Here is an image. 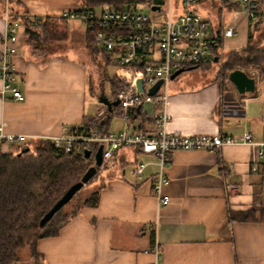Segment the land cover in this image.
Segmentation results:
<instances>
[{
  "label": "crops",
  "instance_id": "crops-1",
  "mask_svg": "<svg viewBox=\"0 0 264 264\" xmlns=\"http://www.w3.org/2000/svg\"><path fill=\"white\" fill-rule=\"evenodd\" d=\"M229 2L222 11L241 8L239 0ZM81 5L82 0H0V32L6 28V13L21 21L12 61L17 88L25 95L17 101L10 91L0 93V124L4 123L6 133L26 136L23 143H2L1 153L14 152L41 138L78 132L90 118L101 125L108 118L105 131L126 127L118 112L107 114L105 106L98 103L94 108L93 100L87 99L86 62L67 54L47 55L27 41L23 17H58ZM223 17L222 12V21ZM67 24L63 41L76 37L83 40L87 51L105 54L95 46L87 47L86 27L80 20ZM250 70L254 69L248 74ZM249 75L255 78L250 95H240L229 79L222 83L216 73L210 80L192 85L171 81L165 104L167 132L233 137L250 132L255 141L264 142V77ZM115 116L123 123L113 130L110 125ZM139 122L131 120L129 128ZM155 126V118L143 124L146 131ZM257 148L260 146L241 142L215 151L169 152L164 169L168 183L162 187V193L169 196L165 206L158 203L152 187L158 169L156 157L135 147L118 149L109 172L91 186V191L101 186L97 203L82 206L56 235L37 241L41 264H151L155 243L159 245V264H264V219L260 218L264 210V144L263 156L253 170ZM136 162L146 164L140 178L131 173ZM231 183L238 185V191L229 190ZM238 211L255 212L256 218H231Z\"/></svg>",
  "mask_w": 264,
  "mask_h": 264
},
{
  "label": "built area",
  "instance_id": "built-area-1",
  "mask_svg": "<svg viewBox=\"0 0 264 264\" xmlns=\"http://www.w3.org/2000/svg\"><path fill=\"white\" fill-rule=\"evenodd\" d=\"M162 4L154 0H146L126 8H106L68 10L60 17L69 22L80 20L92 33L93 44L112 60L113 77L119 86L112 92L111 100L118 99V104L111 111L118 112L126 121V127L118 131H101L92 127L85 132H73L48 138L55 146L57 153L68 151H84L90 144H102V168L113 157L118 149L135 147L140 152L156 157L158 166L152 182L153 191L158 203L165 206L169 196L162 193V187L168 183L164 175L168 154L176 150L203 149L215 151L222 145L247 143L260 146L253 158V170L263 156L261 146L264 142L255 141L250 132L240 137L229 135H181L167 132L165 124L169 118L165 110L167 91L172 81L171 74L178 69L198 67L210 63L214 57L211 47L216 44L212 37V25L198 11L189 9L186 13H178L173 9V0ZM180 6L195 5L199 0H179ZM259 0H239L241 9L246 16L254 21ZM159 5V9H151V5ZM149 7L150 11L163 12L161 17L141 11ZM6 28L0 32V93L10 91L12 98L22 101L25 95L17 88V71L12 57L17 52L18 29L21 21L5 14ZM236 33L232 26L224 28L223 35L232 36ZM215 42V43H214ZM138 80L142 88L138 89ZM161 80L154 94L149 89ZM144 103L153 105L156 126L149 131H134L129 128L130 112L143 109ZM104 106V105H103ZM106 107V106H105ZM102 112L99 113L101 115ZM4 123L0 124V145L2 143H23L24 134H12L3 131ZM98 147V146H97ZM97 149V148H96ZM95 152V151H94ZM93 152V153H94ZM93 153L91 155L93 158ZM144 162H136L131 166V173L140 178L145 167ZM238 185L229 184L231 192L238 191ZM148 251V250H145ZM154 260L151 264H159V245L151 249Z\"/></svg>",
  "mask_w": 264,
  "mask_h": 264
},
{
  "label": "trees",
  "instance_id": "trees-1",
  "mask_svg": "<svg viewBox=\"0 0 264 264\" xmlns=\"http://www.w3.org/2000/svg\"><path fill=\"white\" fill-rule=\"evenodd\" d=\"M144 1L146 0H82L80 9H95L98 5L122 9ZM154 1L160 2V0ZM211 1L212 3L217 1L220 4V8L217 9L220 20L217 19L216 27L212 25V37L216 44H220L224 31L221 11L230 4V0ZM263 4L264 0H259L256 10L257 18L254 21L250 20L252 22L248 29L245 47L230 52L217 71L216 78L220 82L226 83L229 72L234 69H243L246 72L249 69H254L259 77H264V22L261 19ZM13 18L17 19V17ZM22 19L27 41L34 50L44 52L45 48L52 42L64 40L67 37L68 24L60 16L23 17ZM259 29H261L259 35L254 36V32ZM216 44L212 45L211 51L218 58L215 51ZM86 45L89 49H93L92 33L87 28ZM106 59L107 65H111V58L107 55ZM109 84L112 91L119 86V82L113 79L109 81ZM110 111L106 108L107 114ZM130 118L140 121L132 130L146 131L143 127L144 121L155 118V115L148 117V114L140 108L139 110H132ZM108 123V118L102 122V125L98 124L95 118H90L78 129V132H85L92 127H98L101 131H105ZM97 146L96 144L89 145L92 153ZM25 147H29V150L23 151L22 149ZM20 151L21 153L18 154ZM76 152L57 153L52 141L43 138L36 140L32 147L25 145L18 147L11 153L0 152V264H15L19 260L20 251L25 247L29 248L31 255L41 259L37 252V241L43 237L56 235L62 226L78 213L82 206L97 203L101 186L93 189L71 212H62L70 199L53 215L47 224L42 227L38 224L41 216L71 184L81 178L86 169L93 163L92 155L86 158L84 151ZM106 165L98 168V171L106 168ZM231 218L253 220L256 216L255 212L252 211H238L232 212ZM260 218L264 219V210L260 211Z\"/></svg>",
  "mask_w": 264,
  "mask_h": 264
},
{
  "label": "rangeland",
  "instance_id": "rangeland-1",
  "mask_svg": "<svg viewBox=\"0 0 264 264\" xmlns=\"http://www.w3.org/2000/svg\"><path fill=\"white\" fill-rule=\"evenodd\" d=\"M162 4L166 1L161 0ZM179 0H173V9L177 8L178 13H186L189 9L198 11L206 20L209 22L217 24V19L220 20L219 12L217 11L220 8V4L217 1L212 3L211 0H199L195 5L180 6ZM108 8L105 5H98L95 7L96 11ZM140 9L144 13L161 17L163 12H153L150 11L149 7L143 8L140 6ZM223 12V28L226 26H232L236 33L232 36L222 37V42L217 43L215 46V51L218 55L217 61H211L208 64H204L193 69L183 70L177 76H175L172 81H182L186 85H192L195 83H202L211 79L212 76L217 73V71L222 66L223 62L227 58L228 54L232 51L241 50L246 45L247 32L250 25V19L246 16L245 12L240 9H232L231 11L224 10ZM264 21V4L262 6V17ZM263 26V25H262ZM82 26L80 31H82ZM260 30L254 32V36H258ZM264 44V42H263ZM45 53L47 55L51 53H60L67 54L69 58L79 60L85 63L86 68V97L87 99H92L95 105L99 103L98 95L104 94L109 98H112V90L109 84L110 80H116L113 77L114 68L112 65H107L106 54L98 55L92 51H87L85 44L82 39L72 38L69 41L65 42L63 40H57L52 42L48 47L45 48ZM249 74H257V71L250 70ZM170 90L168 88L167 94ZM143 110L147 114L152 113L151 103H144ZM111 112V111H110ZM123 120L118 116L113 117L110 127L114 130L117 127L122 126ZM110 128V129H111ZM34 142L27 143L28 146L32 147ZM111 168V160L107 162L106 168L101 169L97 172L96 178H92L91 181L86 183L80 190H78L71 200L64 206L62 212H71L78 203H81L91 192V186L94 182L99 181L104 177ZM41 259L31 255V252L28 247H25L19 253V260L15 264H41Z\"/></svg>",
  "mask_w": 264,
  "mask_h": 264
},
{
  "label": "water",
  "instance_id": "water-1",
  "mask_svg": "<svg viewBox=\"0 0 264 264\" xmlns=\"http://www.w3.org/2000/svg\"><path fill=\"white\" fill-rule=\"evenodd\" d=\"M151 9H159V5H151ZM213 61H217V57H214ZM195 68L194 66L187 67L186 69H178L174 73L171 74L170 78L173 79L183 70H189ZM229 81L234 85L235 89L240 95H250L255 90V78L249 75L243 69H234L228 74ZM138 89L142 88L141 80H138ZM161 84V80L157 81L155 85H153L148 93L154 94ZM98 101L102 105L106 106L108 110H111L113 106L118 104V99L111 100L109 97L104 95L103 93L98 95ZM140 109V106L137 107V110ZM23 151H28L29 147H25L22 149ZM21 151L18 153L20 154ZM91 150H84V157H90ZM102 144H99L95 152L93 153V163L86 169L81 178L71 184L66 191L53 203V205L41 216L39 219V226L42 227L48 223V221L53 217V215L64 205L66 204L74 194L80 190L92 177H94L98 168L102 164Z\"/></svg>",
  "mask_w": 264,
  "mask_h": 264
},
{
  "label": "bare ground",
  "instance_id": "bare-ground-1",
  "mask_svg": "<svg viewBox=\"0 0 264 264\" xmlns=\"http://www.w3.org/2000/svg\"><path fill=\"white\" fill-rule=\"evenodd\" d=\"M77 153V152H76Z\"/></svg>",
  "mask_w": 264,
  "mask_h": 264
}]
</instances>
